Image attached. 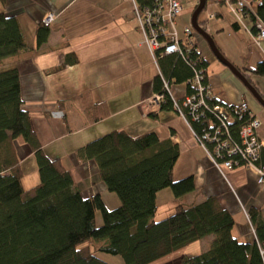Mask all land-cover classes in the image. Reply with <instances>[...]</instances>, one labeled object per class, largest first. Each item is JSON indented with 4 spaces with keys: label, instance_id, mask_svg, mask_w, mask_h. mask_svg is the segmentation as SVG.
Returning <instances> with one entry per match:
<instances>
[{
    "label": "crops",
    "instance_id": "crops-1",
    "mask_svg": "<svg viewBox=\"0 0 264 264\" xmlns=\"http://www.w3.org/2000/svg\"><path fill=\"white\" fill-rule=\"evenodd\" d=\"M221 1L206 0L196 19L198 27L264 99V76L252 73L264 61V41L254 43V14H259V8L254 0H247L249 5L241 23ZM198 2L182 0L183 12L176 18L179 31L192 29ZM261 2L264 10V0ZM0 13L17 19L27 45L6 67L16 68L19 73L21 108L30 116L37 145L50 160H60L83 196L100 195L106 206L119 204L100 180L95 163L77 156L80 148L113 131H123L133 138L153 132L160 140H171L178 147L173 180L193 178L194 191L183 195H187L186 203L181 204L177 198L179 204L187 207L217 196L220 206L233 218V237L238 242H257L249 211L264 222V185L257 183L256 168L240 165L225 170L222 177L173 110L159 111V107L146 104L156 94L154 79L163 75L134 18L131 0H0ZM49 15L53 21L44 25L43 19ZM40 24L48 34L38 46ZM193 32L214 102L225 107L246 103L259 119L258 133L264 139V107L215 58L206 41ZM186 82L169 83L172 99L178 101L188 92ZM59 111L63 118L51 116ZM11 148L22 171V188L28 168L34 187L39 177L33 150L21 138L13 141ZM263 154L264 151L261 162ZM160 192L156 195L157 212L164 196ZM173 198L169 214L177 201ZM211 241V236L205 237L152 264L176 255L181 258L201 254ZM200 242L205 244L198 254L187 253V248Z\"/></svg>",
    "mask_w": 264,
    "mask_h": 264
},
{
    "label": "trees",
    "instance_id": "trees-1",
    "mask_svg": "<svg viewBox=\"0 0 264 264\" xmlns=\"http://www.w3.org/2000/svg\"><path fill=\"white\" fill-rule=\"evenodd\" d=\"M262 13L260 7L258 15ZM47 34L40 24L38 46ZM26 46L17 19L0 13V264H108L101 253L118 256L123 264H152L208 236L212 241L207 251L183 255L180 264H264L258 247L264 242V222L249 211L257 242H238L231 233L233 218L217 196L187 207L175 204L171 214L155 220L158 192L170 188L178 198L193 192L194 185L191 176L173 180L178 147L153 132L133 138L113 131L80 148L77 156L95 163L119 205L108 209L100 195L83 196L60 160H50L38 147L30 116L21 108L19 73L6 66ZM198 58L195 45L185 57H158L163 80L187 81L204 67ZM252 73L264 76V61ZM153 90L165 94L159 111L173 110L158 76ZM205 114L190 121L198 136L211 131L207 119L215 124L213 115ZM230 130L236 137V127ZM17 138L33 150L39 175L38 184L28 190L22 188V171L11 148Z\"/></svg>",
    "mask_w": 264,
    "mask_h": 264
},
{
    "label": "built area",
    "instance_id": "built-area-1",
    "mask_svg": "<svg viewBox=\"0 0 264 264\" xmlns=\"http://www.w3.org/2000/svg\"><path fill=\"white\" fill-rule=\"evenodd\" d=\"M132 1L134 18L144 38L149 52L156 61L158 57L168 55L186 56L189 49L194 47V32L190 27L179 31L176 27V18L183 12L182 0H138ZM257 7H263L261 0H254ZM235 17L242 23L247 0H222ZM53 16L43 19L44 25H49ZM255 38L254 43L259 45L264 41V10L262 15L254 14ZM196 49V48H195ZM197 51V50H196ZM200 58H198L199 60ZM156 63V62H155ZM195 66V64L193 63ZM196 67V66H195ZM162 79L163 88L170 97L173 110L183 120L191 135L210 159L215 169L222 177L225 170L243 165L254 167L257 170V183L264 185V162L261 154L264 151V139L259 137L260 121L249 109L246 103L241 102L236 106L225 107L214 102L212 89L206 81L204 67L195 69L193 75L187 80L188 92L180 99L175 100L170 95V85ZM165 94L156 93L147 100V104L159 107L164 101ZM205 112H210L215 120L207 119L211 131H204L201 135L194 133L190 121L205 117ZM54 118H63L62 112H53ZM231 126L236 127L237 136L233 137ZM214 129V130H212ZM260 254L264 255V243L259 245Z\"/></svg>",
    "mask_w": 264,
    "mask_h": 264
},
{
    "label": "rangeland",
    "instance_id": "rangeland-1",
    "mask_svg": "<svg viewBox=\"0 0 264 264\" xmlns=\"http://www.w3.org/2000/svg\"><path fill=\"white\" fill-rule=\"evenodd\" d=\"M33 161L35 163V158L33 159ZM35 165H36V163H35ZM36 175H37V178H38L39 177L38 172L36 173ZM32 181H33V176L31 174V170L28 168L27 171H26V175H25V185L26 186L24 185V189H28V188L32 187L33 186V182ZM160 194H162L164 196H163V198L160 201L161 202V207L159 208V210H158V212L156 214V217H155L156 219H163L170 213L169 212L170 211L169 208H170V205H172V202H171L172 200L171 199H172V197H174L172 192H171V190H170V188H166V189L161 190ZM112 195L115 197L116 200H118V198L114 194H112ZM184 197H187V195L178 197L179 198V202L181 204L186 203V198H184ZM173 199L177 200V198H175V197ZM179 202L177 200L174 204H179ZM115 207L116 206H114V205L113 206L112 205H107L108 209H110V208L114 209ZM99 217H100V214L97 213L96 221H97L98 224L100 222V218ZM201 243L202 242H200L199 244H195V245L191 246L190 248H187L186 249L187 253L188 254H198L200 252L201 245L205 244V242H203L202 244ZM98 256L100 258L104 259L108 264H123L122 260L118 256H111V255L102 254V253L98 254ZM180 262H181L180 261V257L176 255V256H174L172 258H168V260H165V262L162 261V262H159L158 264H180Z\"/></svg>",
    "mask_w": 264,
    "mask_h": 264
},
{
    "label": "water",
    "instance_id": "water-1",
    "mask_svg": "<svg viewBox=\"0 0 264 264\" xmlns=\"http://www.w3.org/2000/svg\"><path fill=\"white\" fill-rule=\"evenodd\" d=\"M206 0H199L198 5L193 12L192 19H191V27L198 34L202 37L206 43L208 44L209 49L215 56V58L224 65L229 71L247 88V90L253 95V97L264 107V99L259 95L257 90L253 88V86L247 81L245 75H242L233 65H231L215 48L213 41L209 35L206 34L204 30L198 27L196 22L197 16L199 13L204 9Z\"/></svg>",
    "mask_w": 264,
    "mask_h": 264
}]
</instances>
